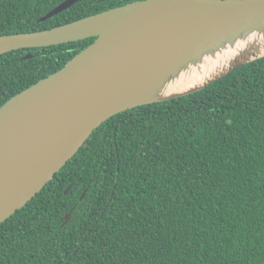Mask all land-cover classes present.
I'll return each instance as SVG.
<instances>
[{
	"label": "trees",
	"instance_id": "trees-1",
	"mask_svg": "<svg viewBox=\"0 0 264 264\" xmlns=\"http://www.w3.org/2000/svg\"><path fill=\"white\" fill-rule=\"evenodd\" d=\"M64 1L0 0V35L139 0H81L40 20ZM95 39L0 55V107ZM0 264H264V56L106 120L0 223Z\"/></svg>",
	"mask_w": 264,
	"mask_h": 264
},
{
	"label": "water",
	"instance_id": "water-1",
	"mask_svg": "<svg viewBox=\"0 0 264 264\" xmlns=\"http://www.w3.org/2000/svg\"><path fill=\"white\" fill-rule=\"evenodd\" d=\"M79 1L66 0L40 20ZM90 37L95 41L64 67L0 107V223L112 116L201 90L263 57L264 43L254 40L264 39V0H139L50 29L0 35V55ZM232 50L239 53L206 83L166 94L182 73L204 72L206 59Z\"/></svg>",
	"mask_w": 264,
	"mask_h": 264
},
{
	"label": "bare ground",
	"instance_id": "bare-ground-1",
	"mask_svg": "<svg viewBox=\"0 0 264 264\" xmlns=\"http://www.w3.org/2000/svg\"><path fill=\"white\" fill-rule=\"evenodd\" d=\"M255 43L263 44L264 39L254 40ZM262 54H264V47H261ZM239 53V50H232L228 54H222L221 57L216 61L212 59H206L204 72H199L196 70L195 72L185 71L178 78L171 82L165 91L167 95H171L174 93L184 92L196 87H199L207 82L213 75L217 74L219 71L223 70L228 66V63L235 55Z\"/></svg>",
	"mask_w": 264,
	"mask_h": 264
}]
</instances>
